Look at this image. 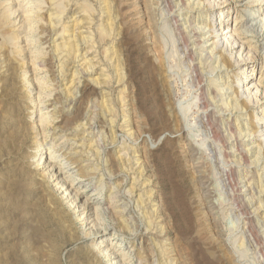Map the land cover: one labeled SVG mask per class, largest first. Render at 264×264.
<instances>
[{"label":"rangeland","instance_id":"1","mask_svg":"<svg viewBox=\"0 0 264 264\" xmlns=\"http://www.w3.org/2000/svg\"><path fill=\"white\" fill-rule=\"evenodd\" d=\"M175 3L0 0V264H259L242 233L262 234L264 212L239 216L196 151L198 117L213 107L208 95L198 103L200 85L188 76L176 27L185 7ZM219 3L237 44L215 52L214 65L222 54L230 63L224 73L206 65L200 81L251 90L231 112L251 136L232 140L260 146L261 162L233 179L257 195L264 0H201L186 17L209 31ZM223 113L213 111L210 125L225 136Z\"/></svg>","mask_w":264,"mask_h":264},{"label":"bare ground","instance_id":"2","mask_svg":"<svg viewBox=\"0 0 264 264\" xmlns=\"http://www.w3.org/2000/svg\"><path fill=\"white\" fill-rule=\"evenodd\" d=\"M175 4H176L175 6L179 8V10H182V8L185 7V9L182 10V11L185 10L184 15L181 14V17L184 18L179 19L177 21L176 27H178L179 25L178 22H179L182 28L181 30L178 28L181 31L179 42L183 48L182 55L187 62V70L189 73L188 76L190 77V80L192 81L193 84L197 83L198 85H200V89H199L200 96L197 97L198 103L201 100H204L205 97L208 95L207 98L209 99L207 101L210 104V106L213 107L212 110H206L205 112L201 113L198 117L200 119V122L195 125V131L197 133L198 132L203 133L202 136L204 138V141L200 145H198V150L196 151H198L197 152L198 154H202L203 156L208 158L209 161L208 171L210 175L213 174V176H217L215 179L217 187L221 189L220 191L222 192L221 194L227 195V197L229 198L228 199L229 202H231L230 204H232V206L234 207L233 209L235 208L238 209V210L235 209L236 210L235 212L238 213L239 216L243 215L244 213L246 214L251 210H252L251 213H253L256 216L263 214L264 200H260V199H262V197L264 196V188L262 187L259 190L258 194L256 195L253 187L248 185L247 182L246 183L239 182V184H243V186L238 187L236 185L237 182L235 183V180L233 179L234 178L233 175L235 173L236 168H241V166L243 165H247L250 168H253V166L259 165L261 162L260 160L261 158H259V155L261 154L260 146H253L252 143L247 144L245 143L246 141L244 142L243 140H238L237 138H236L237 140L235 141L232 140V137L236 135H238V137L240 138L243 137V139L249 138L251 136L248 133V131L244 133V128L242 129V127H239V125L234 126L231 124L232 122L231 114L233 113V111H239L240 109H242L240 107V103H243L244 106H247L246 101L251 100L250 97L252 95V92L250 89L247 88V85L245 84L243 87V93L239 91L240 87L238 88V92L230 93L229 90L231 88L228 84L229 80H227L228 81L227 85H223L222 84L223 82L220 81L221 79L216 77L212 78V80L211 79L208 80L207 83L204 82L205 84L201 83L200 81L204 76L206 65L207 68L210 70L211 74L219 75V73L221 72L224 73L225 69L230 66V63H228L227 60L224 57H222L223 55L222 53L226 51H232L233 46L237 44L236 40H234L233 43L230 42V38H232V36H228V34L232 32H226L223 29L224 28L223 12L220 11L221 9H224L223 3H219L217 5V10L220 11L219 17L216 18L217 27L210 28L209 31H207L208 26L206 25V23H203L201 21L198 22V24H194V22L192 21L190 22V20L186 17L189 9H193V10L199 9V7L201 6L200 5L201 0H176ZM250 15L252 16L253 14L251 13ZM253 23H255V19L249 21V23L247 24L249 25V29L253 28ZM262 23L264 25V21ZM107 31L108 30H103L102 33L107 34ZM208 34L210 35V39ZM210 40H212V42ZM217 49L222 50L221 53L222 55L216 58L217 62L216 65H214L215 63L214 56L216 54L215 52ZM239 58L237 62H241ZM243 74H245L244 69H243ZM167 105H166L167 107H170L172 109L171 103ZM213 111H215V114L216 112L217 113L221 111L224 112L223 114H220V117H222L221 119L226 125L225 133L228 134H226L225 136L224 134L219 132V130L218 131L215 130V127L213 128V126L210 125L211 124L210 116L213 115ZM227 112H229V114L225 115ZM167 116L168 115H166V117ZM259 120L261 121L264 120V114L260 115ZM179 125H180V121L176 120L175 127H178L177 130L178 133H182L183 128L181 129ZM198 126L200 128H198ZM242 131L244 134L242 133ZM253 136L261 138V141L264 142V128L259 129L257 133H254ZM191 137H192L191 139L196 143L197 142L196 139L199 136L195 134ZM226 137L230 138L229 142H226ZM249 140L250 139H248L247 142H249ZM44 160L45 163H47L48 157L39 159L38 165H40ZM262 166L263 163L261 164L260 167ZM63 169L64 168H61L60 171ZM49 173L50 172H45L46 175ZM86 192L87 191L85 190L82 193H86ZM256 196H258L257 201H256ZM240 198H242V200ZM258 201L260 202L259 206L255 208L254 206ZM239 203L240 205L242 204L241 208H238ZM99 209L101 210L100 207ZM262 219H264V217H262ZM250 222L248 221L246 223V226H248L249 224L251 225L252 223ZM257 229L252 227L245 228L242 235L244 242L247 240L248 243L252 245L254 244L256 245V247L253 248H255V253L257 257L256 259L259 260L257 262H259V264H264V241L263 242L259 241L262 238V235L264 236V224H262L261 227V230L263 231L262 234H260V232Z\"/></svg>","mask_w":264,"mask_h":264}]
</instances>
